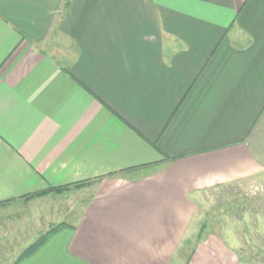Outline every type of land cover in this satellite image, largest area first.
I'll list each match as a JSON object with an SVG mask.
<instances>
[{"label": "crops", "instance_id": "1", "mask_svg": "<svg viewBox=\"0 0 264 264\" xmlns=\"http://www.w3.org/2000/svg\"><path fill=\"white\" fill-rule=\"evenodd\" d=\"M263 119L264 0H0V264H243L196 216Z\"/></svg>", "mask_w": 264, "mask_h": 264}, {"label": "rangeland", "instance_id": "2", "mask_svg": "<svg viewBox=\"0 0 264 264\" xmlns=\"http://www.w3.org/2000/svg\"><path fill=\"white\" fill-rule=\"evenodd\" d=\"M261 128L253 139L260 140L258 151L264 157V119ZM196 226L199 239L220 237L243 264H264V174L206 193L198 202Z\"/></svg>", "mask_w": 264, "mask_h": 264}, {"label": "trees", "instance_id": "3", "mask_svg": "<svg viewBox=\"0 0 264 264\" xmlns=\"http://www.w3.org/2000/svg\"><path fill=\"white\" fill-rule=\"evenodd\" d=\"M66 188H59V189H53V190H49V191H45V192H39L34 194V196L31 197H35V196H43V195H47L49 193L52 192H61ZM55 230H52L46 234H44L37 242H35V244H33L32 246H30L21 256L20 259H23L25 257L30 256Z\"/></svg>", "mask_w": 264, "mask_h": 264}]
</instances>
